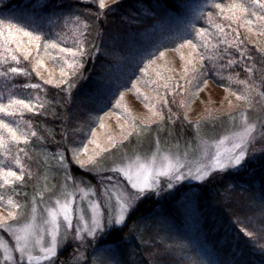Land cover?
Segmentation results:
<instances>
[{"label":"trees","instance_id":"1","mask_svg":"<svg viewBox=\"0 0 264 264\" xmlns=\"http://www.w3.org/2000/svg\"><path fill=\"white\" fill-rule=\"evenodd\" d=\"M191 1L104 0L105 7L100 8V0H0V20L4 21L5 25L11 21L13 24L27 27L30 31L38 30L45 39L56 40L62 47L74 48L77 47V42L81 41L84 44L83 51L86 53L82 57L81 66L73 69H69L64 63L65 59H71V54L61 53L60 49L50 48L48 50L52 54L50 56L45 53L43 45L39 49V55L35 46L30 45L32 51L28 54L27 59L24 58L23 52H15L20 57L19 63L12 61L11 57L5 54L7 63L0 62V71H7L9 67L13 66L22 67L26 71L25 73L10 74L7 78L0 76V93L7 97L11 90L20 98L38 97L40 104L47 108L50 106L55 111L53 110L54 113L51 116L46 115L45 117L34 113L37 111L29 110H24L18 117H4L3 114H0V118L9 121L21 119L28 121L31 125V129H28L29 140L26 143L21 141L16 144L6 141L9 155H4L5 149L0 148V160L4 161L3 167L11 166L18 171L14 164L18 148L24 149L19 152V154H24V162L28 164L31 161L33 153L30 154L29 146L32 145L35 138L31 135L33 129L38 133L42 131L46 142L53 149H55V145L60 144L68 149L66 150L68 152L79 141L73 132L75 128L78 129L79 125L71 126L75 111L76 114L80 112V115L85 114L80 110L105 115L114 112L120 104L127 107L128 103L119 100V105H117V98L121 93L135 90L136 85H140L141 90L136 93L137 99L134 103L137 101L141 105L152 103L158 110L163 105L165 107L166 104L168 110L165 109L163 112L165 119L178 123L186 119L187 104L192 99L197 100L195 95L191 96L189 93L197 89L195 87L197 81L201 86L204 84L203 80H207L209 84L226 87L242 95L249 94L257 98L264 95V32L259 30L264 27V24L257 22L249 25L247 23L248 20L256 21V17L251 15V11H261L258 6H251V0L210 1L207 8L200 13L194 26L195 30L199 28L209 30L210 35L204 36V39L209 40V47L204 46L203 40L196 37L193 29L189 37H192L193 41L196 40L198 47L183 66L181 65L179 68L163 66L153 72L141 71L146 67L148 61L159 57L161 52L176 49L182 45L185 39H190L181 37L174 40L168 34L162 36V33L169 32L167 16H182ZM200 1L203 3L204 0H196L197 3ZM234 2L250 6L249 13L240 14L237 12L238 19L235 21L226 18L222 10L215 7L216 3L227 7ZM209 13H212L211 17H209ZM75 17H79V20ZM162 23L163 28L160 25ZM221 29H223V33H221ZM248 29L252 32H248ZM5 33H7L6 27ZM237 36L238 44L233 46L232 43H227V41H235ZM21 39L26 42L28 38L21 36ZM12 47L15 50V46L12 45ZM240 49H243V54ZM125 50L128 52L124 53ZM150 50L153 51V54L149 53ZM201 54L204 55L203 60L200 59ZM39 60H43V63H38ZM33 65H35V69H33ZM61 66L68 73L66 77H61ZM168 71L178 77L183 76L184 84L179 85L178 88L173 86L171 91L166 90L165 82L161 84L157 79L166 81ZM49 78L53 83H47ZM61 79L65 82L60 83ZM189 81L192 82L191 85ZM31 84H36L37 87H24V85ZM134 84L135 87H133ZM145 89L157 93L161 97V101L154 103L150 97L145 100L141 94V91L144 92ZM183 101L185 102L182 103ZM45 102L46 104H43ZM133 114L135 113L133 112ZM21 126L27 128L23 122ZM44 126L51 127L52 130L50 129L48 133ZM260 161L249 168L253 171H260L263 174L261 177L263 180L258 177H244V172L219 171L216 179L209 185L185 184L178 189L177 195L173 198L161 199L160 194L157 196L153 193L151 195L152 202L158 203L153 209L157 215L166 214L169 212V205L180 201L182 195L187 194L192 198L200 199L203 193L209 192L213 195L211 201L219 203V207L217 209L199 205L197 199L196 218L200 223V231L204 235L203 240L211 244L212 250L219 257L218 264H264V230H261L257 238L248 235V232H252L253 226L243 220L237 210L236 203L231 201V193L228 191L230 185L233 186V189H237L236 187L241 188V185L250 181H261L262 185L259 187L255 185L256 187L251 186L247 190L250 193L249 196H258L264 200V161ZM27 167L26 169L31 171L29 165ZM27 170H25V179H28L30 175ZM250 172L247 171V173ZM218 177L221 178L218 180ZM4 186L5 189H13L9 193L15 199H24L19 196L22 194L19 190L22 185H19L16 179L12 185L5 184ZM14 188H17V191ZM23 189L24 191L31 190V187L26 183ZM5 194H7L6 191L0 193L2 196ZM148 207L150 208V201L143 200L137 209L130 213L126 224L121 229L112 230L107 239L109 241L119 240L120 246L128 245L130 242L127 240L130 235L129 227L139 218L146 221L152 216L149 215L151 209ZM120 246L119 252L121 251ZM130 246L129 249L132 253L138 254L136 245L132 243ZM124 257L121 256L123 264H129V259Z\"/></svg>","mask_w":264,"mask_h":264},{"label":"rangeland","instance_id":"2","mask_svg":"<svg viewBox=\"0 0 264 264\" xmlns=\"http://www.w3.org/2000/svg\"><path fill=\"white\" fill-rule=\"evenodd\" d=\"M210 1L213 0H204L203 3L201 1L197 3L196 0H192L185 8L186 12L182 16H167L166 22L169 25V32L162 33V36L168 34L174 40H178L181 37L188 38L194 29L193 26H195L197 18L202 10L207 8ZM160 25L163 28V23ZM206 30L205 36H209V30ZM248 32L252 31L248 29ZM179 34L180 36H178ZM189 38L191 39L192 37ZM197 38L199 39V37ZM193 43L197 44L196 40ZM127 52L128 50L124 51V53ZM194 52L191 45H186L183 42L176 49L166 50L163 57L159 55V57L150 60L151 63L148 61L146 63L147 70L153 72L163 66L165 68H179L190 59ZM149 53L153 54V51L150 50ZM182 77H178V75L168 71L166 73L167 82L164 79L163 81L159 78L157 80L161 84L165 82L166 90L171 91L173 86L178 88L180 87L179 85L184 84V78ZM138 87L140 88V85H136L135 90L132 92H124L122 97L120 95L117 101L128 103L126 104L128 106L125 107L123 104H120L112 113L99 115L94 112L80 110L81 112H85V114L80 115V112L76 114L75 111L71 126L79 125L78 129L75 128L73 130L75 137H78L77 140L79 141L73 148H70L69 153L66 151L68 149H65L60 144L55 145L56 147L53 149L46 142L43 132L40 130L41 133H38L35 130L34 141L29 146L30 154L33 153L31 161L28 164L25 163L24 154L17 153L24 165V175L27 165H29V169L31 170H27L30 173L28 179L23 178V181L17 180L19 185H22V188H19L22 196H19L24 197V199H15L10 194L13 189H5V186L3 188L0 187V193L3 191L7 193L3 195L5 200L11 197L22 205V209L17 210V217H9L8 223H12L13 220H16L18 223L25 221V218L31 212L34 196L37 206L36 215L38 218H42L46 206L54 205L53 197L61 191V185L67 184L69 188L74 186L73 181L65 180L67 169H70L69 174L75 181L81 182V187L85 189L89 187L94 188L97 196L100 195L101 180L109 176L113 178V183L119 182L129 191L135 192L136 190L130 188V185L127 184L126 179L121 174L113 173L110 170L115 164H134L137 157L140 158L139 162H146L147 158L157 148H159V153L157 154L158 163L161 161L160 154L162 153L178 154L181 156L182 163L188 168H192L195 174L196 168L200 165L207 166L210 159V156L202 155V149L204 148L203 141H219L221 137H228L220 145V148L222 150L230 149L233 142L230 133L239 132L243 122L247 121V123L253 124L256 129L250 135L247 143L248 165L246 164L243 168L228 166L224 169L211 170L204 180L188 177L187 170L185 169V179L178 182L172 181L174 187L171 189L167 187L168 177L161 176L159 186L146 189L142 195H139L125 213L124 222L112 225L111 230L107 231L106 234L107 239L108 234L112 230L121 229L126 224L130 213L136 210L139 204L146 199L150 201V208L148 207V209H151L149 215L152 216L146 221L139 218V220L134 222L129 227L130 235L127 239L130 241V245L132 243L136 245L138 254L132 253L129 249L131 247L129 244L120 246L121 251H118L116 254V260L119 261V264H123L122 255L129 259V264H187L188 262V264H218L219 257L212 250L211 244L203 240L204 235L200 231V223L196 218V201L198 198H192L191 195L184 194L180 201L169 205L168 213L157 215L153 208L158 203L152 202L151 195L155 193L159 196L160 194L161 199L173 198L177 195L178 189L185 184L209 185L216 179L217 172L219 171L230 173L244 172V177H263L260 171H253L249 167H252L256 162L260 163V160L264 161V127L261 125V121H264V95H261L260 98L249 94L242 95L226 87H219L207 82L206 84H202L198 90L195 89L189 92L191 96L195 95L194 97L197 100L194 101L192 99L187 104L185 122L178 123L165 119L163 112L165 109L168 110L166 104L165 107L163 105L158 110L155 109L152 103L148 105H141L138 101L134 103L137 99L136 89ZM182 92H185V90ZM141 94L150 97L151 100H154V103L161 101V97L155 92H149V90L145 89L144 92L141 91ZM43 104H46V102ZM149 105H152V107ZM125 109L128 110L127 113H125ZM53 110L55 111L50 106L48 108L43 106L39 111L32 112L39 113L45 117L46 115L51 116L54 113ZM129 117L132 119H129ZM133 121L135 127H133ZM102 124L103 127H101ZM180 124L182 125L180 126ZM50 129L51 127H46L48 133ZM129 129L131 130V134H127L126 132ZM144 129H147V131H144ZM93 130L96 133L95 137L92 134ZM109 137L112 139L110 140ZM157 140L159 141V145H157ZM84 145H87L88 151H80L79 156L74 157L73 150L82 149ZM215 150V145H208L210 153H214ZM96 153H99V155ZM185 153H187L186 157ZM58 155L64 156L67 163L60 164L56 159ZM90 155L96 161L95 164L89 162L85 167H81L76 163L77 159L87 161ZM16 167L18 168L17 172H19V166L16 165ZM12 169L14 170V168ZM248 170L251 172L247 173ZM221 177H218V180ZM104 182L107 183L106 180ZM0 183H2V180H0ZM26 183L31 187V190L24 191L23 186ZM255 185L259 187L262 185V182L250 181L245 185H241V188L236 187L237 189H233V186L230 185L228 191L231 193V201L236 203L237 210H239L243 220L253 226L252 232L250 231L252 233L251 236L257 238L261 230H264V200L258 196H249L250 193L247 189ZM14 190L17 191V188H14ZM41 192L43 193L42 196L39 195ZM95 198L92 193H89L83 201H80L78 194L77 203H80L82 207L87 209L88 201ZM212 198L213 195L211 193H203L200 199H198L199 205L202 204L211 208L219 207V203L211 201ZM9 210L10 208L6 204L0 206V217H8ZM219 211L222 212V210ZM0 236L9 245L14 244L11 235L5 230H0ZM91 239L86 234H83L82 239H77L74 236V230L69 233L66 239L61 234L60 247L55 257V264H93V258H95L96 264H115L110 253L93 252L95 241L89 243ZM107 240L109 241V239ZM0 255H2V250H0ZM39 264H44V262H39Z\"/></svg>","mask_w":264,"mask_h":264},{"label":"snow or ice","instance_id":"3","mask_svg":"<svg viewBox=\"0 0 264 264\" xmlns=\"http://www.w3.org/2000/svg\"><path fill=\"white\" fill-rule=\"evenodd\" d=\"M46 7V5H44ZM100 8H104V0H100ZM251 6H258L261 11H251V15L256 17V21L248 20L247 23L252 25L254 23L264 24V0H251ZM215 7L221 9L223 15L235 21L238 19L237 12L240 14L249 13L250 6H246L243 3L234 2L227 7L216 3ZM212 13H209L211 17ZM79 20V17H75ZM5 27L7 28V33H5ZM218 27V26H217ZM194 28V26H193ZM195 30V29H194ZM264 32V27L259 29ZM205 28H199L195 30L196 37L203 40L204 46L209 47V40L204 39L206 34ZM223 33V29H221ZM21 36L27 37L25 42L21 39ZM62 38V37H61ZM210 39V38H209ZM219 42V41H218ZM227 43H232L233 46L239 43L238 36L235 41H227ZM184 44L191 45L195 50L198 45L193 43L191 39H185ZM12 45L15 46V50ZM30 45H34L37 49V54L39 55V49L43 45V49L46 54L52 55L48 50L60 49L61 53L71 54V59H65L64 63L69 69L79 68L82 63V57L86 54L84 49V44L81 41L77 42V47H62L61 44L57 43L56 40L45 39L43 34L38 30L30 31L27 27H23L17 24H13L9 21L6 25L5 22L0 20V62L7 63L5 59V54L11 57L12 61L19 63L20 57L15 54V52H23L24 58H28V54L32 51ZM23 46V47H22ZM241 54H243V49H240ZM59 55V53H57ZM164 53L161 52L160 56L163 57ZM200 59H204V55L201 54ZM42 64L43 60L37 61ZM231 63V61H229ZM151 63V61L149 62ZM35 69V65H33ZM25 69L22 67H9L7 71H0V76L5 78L9 77L10 74L25 73ZM142 72H147V67L141 69ZM251 71V69H249ZM61 77H66L68 73L65 68L61 66L60 68ZM39 75V72H37ZM159 75V73H158ZM60 83L65 81L61 79ZM47 83H53L52 79L49 78ZM151 83V81H148ZM191 81L189 84L191 85ZM206 84L207 80H203ZM200 82L197 81L195 87L199 89ZM15 87V85H13ZM24 87H37L36 84L24 85ZM135 87V84L133 85ZM183 91V89H181ZM137 92L140 90L137 88ZM123 93H121V97ZM6 99V102H5ZM145 100H148L147 96H144ZM167 103V101H165ZM119 105V101H117ZM152 107V105H149ZM43 105L40 104L39 98H20L18 95L13 94L11 90L7 97L0 93V114L4 117H18L21 116L24 110L29 111H39ZM127 113V109L124 110ZM129 119H132L129 117ZM27 125V128L22 127L21 124ZM262 127H264V121H261ZM103 127V124L101 125ZM133 127H135L133 121ZM31 125L28 121H22L21 119H14L9 121L5 118H0V148H4V155H9L7 151L6 141H11L19 144L21 141L27 142L29 140V130ZM255 126L247 121L243 122L241 130L236 133H230L232 136V145L230 149L222 150L220 145L228 139V137H221L219 141H203L204 148L202 149V155L210 156L207 166L200 165L196 168L195 174L192 168H188L184 163H182L181 156L176 154L165 152L160 154L161 161L157 162V154L159 153V148L153 152V154L147 158L146 162H139L140 158H136V163L128 164H115L110 170L113 173L121 174L130 185L131 189L136 190L135 192L129 191L119 182L113 183V178L111 176L104 178L100 183V195L97 196L94 188L89 187L85 189L80 186L79 181H75L74 178L69 174L70 169L66 170L65 180L73 181L74 186L69 188L67 184L61 185V191L58 192L54 197V205L46 206L45 212L42 218H38L37 206L35 201V196L33 197L32 207L30 214L25 218L23 223H18L13 220L12 223H8L9 217H17V210L22 209V205L14 201L11 197L5 200V197L0 195V206L6 204L9 206L10 210L8 217H0V230H5L9 233L14 241V244L9 245L5 239L0 236V250H2V255H0V264H39V262H44V264H55V257L59 251L61 234L66 239L70 232L74 230V236L77 239H82L83 234H86L92 239L89 241H95V247L93 252H108L111 254L112 259L115 264H119L116 260V254L119 251L120 241L113 240L108 241L106 239L107 231L111 230L112 225L121 224L124 222L125 213L132 206V202L142 195L146 189H151L158 187L160 183V177H168L167 187L173 188L174 185L172 181H181L185 179V169L187 170V176L196 180H204L211 170L214 169H224L228 166L243 168L247 164L248 151L247 143L250 135L255 131ZM147 131V129H144ZM127 134H131V130H126ZM93 137L96 133L93 130ZM31 135L35 136V130H31ZM111 140L112 138L109 137ZM215 145L216 150L214 153L208 151V145ZM157 145L159 141L157 140ZM18 153L24 151L22 148L17 149ZM87 152V145H84L82 149L73 150L74 157L79 156V152ZM99 155V153H96ZM185 157L187 153L184 154ZM60 164L67 163L66 159L62 155L56 157ZM91 162L95 164L96 161L90 155L87 161L76 160L81 167H85L87 163ZM14 163L19 166L20 171H14L11 167H3L4 161L0 160V187L5 184H12L14 179L23 181L24 178V165L19 158L16 156ZM14 178V179H13ZM107 181V183L104 182ZM89 193L95 196V199L88 201L87 209L82 207L80 203H77V195L79 194L80 201H83ZM43 195V193H39ZM249 236L252 235L251 232L248 233ZM47 237V239H46ZM18 255H15V254ZM93 264H96L95 258H93Z\"/></svg>","mask_w":264,"mask_h":264}]
</instances>
